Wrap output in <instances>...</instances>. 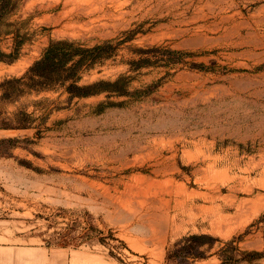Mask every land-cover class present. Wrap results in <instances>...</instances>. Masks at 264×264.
<instances>
[{
  "label": "rangeland",
  "instance_id": "obj_1",
  "mask_svg": "<svg viewBox=\"0 0 264 264\" xmlns=\"http://www.w3.org/2000/svg\"><path fill=\"white\" fill-rule=\"evenodd\" d=\"M13 18L0 264H264V0H22ZM59 38L105 44L79 85L124 74L133 93L7 82Z\"/></svg>",
  "mask_w": 264,
  "mask_h": 264
},
{
  "label": "trees",
  "instance_id": "obj_2",
  "mask_svg": "<svg viewBox=\"0 0 264 264\" xmlns=\"http://www.w3.org/2000/svg\"><path fill=\"white\" fill-rule=\"evenodd\" d=\"M22 0H0V60L14 61L18 57L20 46L25 42L26 35L22 31L19 18L14 19L17 14ZM12 35L15 40V47L12 51H6L2 46V40ZM108 43V42H106ZM105 44H97L93 47H84L78 41L69 38H59L50 41L43 51L41 57L27 69V71L19 77H13L7 82L18 83V91L26 90L40 91L43 89L54 88L58 84L65 85L67 82V90L70 97L75 95L85 96L90 94H99L108 92V94H132L128 89L126 76L121 74L115 80H97L90 84L79 85L81 79L80 72L84 69H90L98 61L107 55L102 51ZM27 79V80H26ZM23 85V86H21ZM10 95V94H9ZM104 102L99 103L101 106ZM17 137H7L0 139V142L15 143ZM206 234H191L185 236L184 240L192 242L193 240L202 239ZM231 245V243H228ZM190 246V247H187ZM177 250L176 254L185 256L198 257L194 253L192 244H187ZM250 255L257 259L263 257L261 251H249ZM221 262L217 264H235V257L232 253L227 252L226 248L220 249Z\"/></svg>",
  "mask_w": 264,
  "mask_h": 264
}]
</instances>
